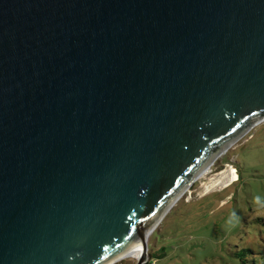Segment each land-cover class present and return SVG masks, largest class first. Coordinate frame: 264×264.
Masks as SVG:
<instances>
[{
	"label": "water",
	"instance_id": "obj_1",
	"mask_svg": "<svg viewBox=\"0 0 264 264\" xmlns=\"http://www.w3.org/2000/svg\"><path fill=\"white\" fill-rule=\"evenodd\" d=\"M264 118V0H0V264H110Z\"/></svg>",
	"mask_w": 264,
	"mask_h": 264
},
{
	"label": "rangeland",
	"instance_id": "obj_2",
	"mask_svg": "<svg viewBox=\"0 0 264 264\" xmlns=\"http://www.w3.org/2000/svg\"><path fill=\"white\" fill-rule=\"evenodd\" d=\"M227 163L238 168L242 179L205 195L199 193L205 179H196L149 234L146 263L154 255L156 264H235L229 251L236 247L230 239L241 229H232L226 234V220L234 210L241 217V223L247 225L253 197L264 196V118L219 153L211 171H218ZM245 207L249 210L247 213L243 212ZM253 222L264 227L260 221ZM136 261L128 256L112 264H135Z\"/></svg>",
	"mask_w": 264,
	"mask_h": 264
},
{
	"label": "clouds",
	"instance_id": "obj_3",
	"mask_svg": "<svg viewBox=\"0 0 264 264\" xmlns=\"http://www.w3.org/2000/svg\"><path fill=\"white\" fill-rule=\"evenodd\" d=\"M239 177L235 174L232 176V181H236ZM252 211L249 215V222L247 225L241 223V217L236 214L233 210L227 217L226 220V234L231 232L232 229L239 228L241 231L239 234L230 239L232 244L239 245L240 249H244L245 246L252 247L256 250L257 255H259L260 250L264 249V240L261 238L264 237V227H262L259 223H254L256 217H264V196L255 195L252 199ZM249 210L245 207L243 209L244 213H247ZM253 242L255 245H258L259 248L253 246ZM257 255L248 256L247 259H255Z\"/></svg>",
	"mask_w": 264,
	"mask_h": 264
},
{
	"label": "bare ground",
	"instance_id": "obj_4",
	"mask_svg": "<svg viewBox=\"0 0 264 264\" xmlns=\"http://www.w3.org/2000/svg\"><path fill=\"white\" fill-rule=\"evenodd\" d=\"M213 162H211L208 166L204 167L195 177V180L198 178H204L205 179L201 182V185L199 187L200 195L208 194L212 191L219 189L220 187L227 185L228 183H230L232 181L233 174L238 176L234 165L231 163H227L223 168H221L218 171H211ZM210 172H211V174H210ZM189 187L187 189H189ZM148 236L146 238V241L148 239ZM140 246H141V248L138 252L135 251V252L121 253L119 256L114 258L110 264H112V263H114V262H116V261H118L124 257H128V256L133 257L135 259H138L139 257H141L144 254L145 245H144L143 241L141 242Z\"/></svg>",
	"mask_w": 264,
	"mask_h": 264
},
{
	"label": "trees",
	"instance_id": "obj_5",
	"mask_svg": "<svg viewBox=\"0 0 264 264\" xmlns=\"http://www.w3.org/2000/svg\"><path fill=\"white\" fill-rule=\"evenodd\" d=\"M237 174H238V181H240L242 179V176L240 175V173H238V168H237ZM255 221H260L264 224V217H257L255 219ZM262 240H264V237L261 238ZM253 246L259 248L258 245H255V242H253ZM234 247H236L235 250L233 251H229L230 252V257L232 260L235 261V264H264V249L260 250L259 255H257V252L255 249H253L252 247H247L245 246L244 249H240L239 245H234ZM166 254L162 255L165 256ZM257 255V257L255 259H247L248 256H255ZM157 263V259L156 256L152 255V258L146 263V264H156Z\"/></svg>",
	"mask_w": 264,
	"mask_h": 264
}]
</instances>
